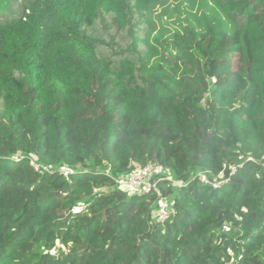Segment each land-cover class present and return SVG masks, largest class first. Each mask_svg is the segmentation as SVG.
<instances>
[{
  "label": "trees",
  "instance_id": "trees-1",
  "mask_svg": "<svg viewBox=\"0 0 264 264\" xmlns=\"http://www.w3.org/2000/svg\"><path fill=\"white\" fill-rule=\"evenodd\" d=\"M263 162L264 0H0V264H264Z\"/></svg>",
  "mask_w": 264,
  "mask_h": 264
},
{
  "label": "built area",
  "instance_id": "built-area-1",
  "mask_svg": "<svg viewBox=\"0 0 264 264\" xmlns=\"http://www.w3.org/2000/svg\"><path fill=\"white\" fill-rule=\"evenodd\" d=\"M15 158L21 157V153L18 151L14 155ZM249 160H254L251 156L248 157ZM29 165L37 172H51L53 171L52 166H45L40 164L37 159L34 156L29 157ZM264 165V162H263ZM226 165L223 164L222 170L218 174V178H214L212 180H209V178L206 176L205 173L200 172L198 173V180L201 183H208L212 187H219L223 182L226 180L222 178L223 170L225 169ZM231 172L235 170L234 166L228 167ZM59 173L62 174L65 178L69 176V173H71V169L61 166L58 169ZM161 172V168L155 165L154 163H147L144 166H141L138 163H133V167L128 172L124 173L123 175L119 177H111L117 188L127 192L128 194H150L152 191L158 192L157 201H156V207L153 212L154 216L156 217V220L158 222H163L169 215V211L166 208V203L164 202L163 198L160 196L159 191L157 190V182L158 180L162 179H156L153 180V176L155 174H158ZM164 179H170L168 177ZM171 180V183L173 186H183L186 183L184 181H178V180ZM74 211H79V207H76ZM225 229H227L225 227ZM51 254L55 253V250L52 249Z\"/></svg>",
  "mask_w": 264,
  "mask_h": 264
}]
</instances>
